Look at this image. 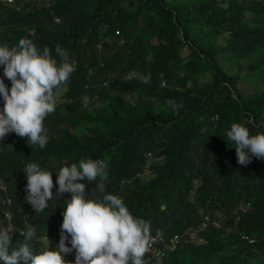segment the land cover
Here are the masks:
<instances>
[{
	"label": "trees",
	"instance_id": "obj_1",
	"mask_svg": "<svg viewBox=\"0 0 264 264\" xmlns=\"http://www.w3.org/2000/svg\"><path fill=\"white\" fill-rule=\"evenodd\" d=\"M22 37L75 70L63 93L54 90L44 148L15 133L0 142V227L13 232L12 245L28 223L35 249L47 236L54 246L71 197L35 212L24 199L25 165L92 158L106 165L105 191L149 224L150 238L181 235L174 252L146 264H264V159L237 164L226 135L234 122L264 132V0H0V44ZM133 72L149 83L128 80ZM146 164L153 175L143 180ZM96 183L86 182L90 198L102 195ZM201 211L231 230L210 226L193 241L186 232Z\"/></svg>",
	"mask_w": 264,
	"mask_h": 264
},
{
	"label": "clouds",
	"instance_id": "obj_2",
	"mask_svg": "<svg viewBox=\"0 0 264 264\" xmlns=\"http://www.w3.org/2000/svg\"><path fill=\"white\" fill-rule=\"evenodd\" d=\"M55 52L58 56L64 55L59 46ZM0 66L3 70L0 76V100L3 101L0 142L7 134L15 133L26 137L27 144L32 147L44 148L48 141L44 120L56 108L54 90L68 81L75 70L73 64L64 59L58 62L48 47L40 50L31 39L22 37L12 47L0 44ZM5 78L10 85L5 83ZM134 78L145 84L150 80L135 72L127 77L128 80ZM176 107L173 104V108ZM226 135L232 142L231 147L235 148L237 164L247 165L253 157L264 159V132L251 134L243 123L234 122ZM105 168L102 160L92 158L80 159L78 165H62L58 169L42 167L37 162L27 163L22 169L26 179L24 199L35 212L45 210L49 201L62 193L68 192L71 197L63 202L59 240L52 247L48 236L43 239L48 242L39 250L33 247L36 229L31 224L25 223L19 232L23 240L15 245L11 243L13 232L0 227V264H146L151 258L174 252L181 235L174 234L167 239L156 234L150 238L149 224L134 216L119 195L105 191ZM53 172L56 174L55 196ZM93 181H97L96 190L102 194L96 198L85 194L86 182ZM0 188L6 189L1 179ZM6 203L11 204L9 197ZM245 209L242 206V210ZM6 218L9 221L12 218L9 210H6ZM210 223H213L212 218L203 216L199 234ZM198 224L186 234L200 228ZM175 236L178 238L173 245ZM245 237L254 241L248 234ZM73 252L74 260H66L65 255ZM156 264H160L159 259Z\"/></svg>",
	"mask_w": 264,
	"mask_h": 264
},
{
	"label": "rangeland",
	"instance_id": "obj_3",
	"mask_svg": "<svg viewBox=\"0 0 264 264\" xmlns=\"http://www.w3.org/2000/svg\"><path fill=\"white\" fill-rule=\"evenodd\" d=\"M236 70H237V67H233L232 68V71L233 72H236ZM64 90H65V85L64 84H62V86H60L59 88H58V92L56 93V96H58V93L59 94H61V93H63L64 92ZM152 155V154H151ZM138 175L141 177V179H143V180H147V179H149V178H151L152 177V169L150 168V166H149V164H146V166H145V169H144V171L143 172H139L138 173ZM201 214H202V219H201V221H200V223L198 224V225H201V227L200 228H195V229H193L189 234L190 235H188V236H190V238H192V240L194 241H197V242H202V241H204V239H203V237L199 234V231L201 230V228L203 227V216H204V218H206V217H208V213H205L204 211H201L200 212ZM209 217H211L210 215H209ZM212 218V217H211ZM237 220H239V218L237 217V219H236V221ZM212 221H213V223H210V225L208 226V227H210V226H214V227H216V228H220V227H222V222H221V220L220 219H214V218H212ZM224 225V224H223ZM197 226V225H196ZM207 227V228H208ZM224 227H225V230L226 231H230L231 230V228L232 227H230V226H228V225H224ZM198 229V230H197ZM246 236V234L245 233H243L242 234V237L243 238H246L245 237ZM248 240V242L251 244V243H253L254 241H252V240H250V238L249 239H247Z\"/></svg>",
	"mask_w": 264,
	"mask_h": 264
},
{
	"label": "built area",
	"instance_id": "obj_4",
	"mask_svg": "<svg viewBox=\"0 0 264 264\" xmlns=\"http://www.w3.org/2000/svg\"><path fill=\"white\" fill-rule=\"evenodd\" d=\"M177 238L178 236H175L173 239H172V244L175 245V243L177 242Z\"/></svg>",
	"mask_w": 264,
	"mask_h": 264
}]
</instances>
